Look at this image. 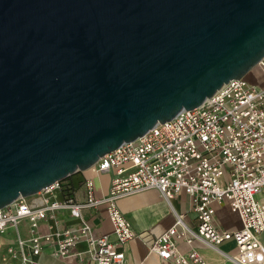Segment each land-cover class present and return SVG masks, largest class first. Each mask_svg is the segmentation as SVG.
Instances as JSON below:
<instances>
[{"label": "water", "instance_id": "water-1", "mask_svg": "<svg viewBox=\"0 0 264 264\" xmlns=\"http://www.w3.org/2000/svg\"><path fill=\"white\" fill-rule=\"evenodd\" d=\"M263 60L264 0H0V209Z\"/></svg>", "mask_w": 264, "mask_h": 264}, {"label": "built area", "instance_id": "built-area-1", "mask_svg": "<svg viewBox=\"0 0 264 264\" xmlns=\"http://www.w3.org/2000/svg\"><path fill=\"white\" fill-rule=\"evenodd\" d=\"M264 67V60L259 64ZM100 174L114 171L108 194L97 197L92 179L85 181L86 199H61L62 182H56L30 200L19 198L0 209V234L28 222V238H19L10 252L23 264H38L45 245L54 244L52 255L60 259L76 257L89 264H125L126 247L137 236L129 219L117 205L120 198L157 189L168 200L182 192L192 200L198 218L196 228L177 216L173 227L151 238L142 234L150 251L175 264H211L199 251L182 252L179 242L194 240L220 250L233 240L236 254L224 253L234 264H264V88L245 78L230 80L202 105L181 111L172 120L160 123L143 136L124 143L101 157L90 168ZM228 201L240 216L242 226L222 229L215 220L218 206ZM106 206L113 224L110 235L94 233L84 216L87 208ZM65 210L77 223L63 227L58 211ZM54 220L48 232H40L43 222ZM81 243L84 250H78Z\"/></svg>", "mask_w": 264, "mask_h": 264}, {"label": "crops", "instance_id": "crops-1", "mask_svg": "<svg viewBox=\"0 0 264 264\" xmlns=\"http://www.w3.org/2000/svg\"><path fill=\"white\" fill-rule=\"evenodd\" d=\"M114 171H108L97 174L92 170L78 171L64 180L66 185L72 188L71 196L78 201L86 199L87 191L85 181L92 179L94 182V192L97 197L106 196L110 190ZM63 185V184H62ZM67 197L62 189L60 198ZM38 197H31L32 199ZM258 199L264 204V191ZM121 212L129 219L137 236L131 239L126 247L125 264H175L172 261L165 260L155 251H150L149 245L145 240L143 233L156 238L174 226L177 216H182L184 222L191 228H196L198 218L192 210V200L190 196L182 192L174 199L168 200L162 196L159 190L149 189L135 193L117 201ZM84 216L89 220L94 228V233L110 235L114 239L113 224L110 220L106 206L97 208H87L84 210ZM63 227L74 226L77 221L69 215L68 211L61 210L57 214ZM217 224L225 230L235 231L241 228L242 222L240 216L233 212L228 201L217 207L215 213ZM28 222L23 221L16 228H11L7 233L0 234V264H23L21 259L14 258L10 252L11 248L17 247L19 238H28ZM54 225V220L45 221L40 226V232H48L50 226ZM261 241L264 245V232L261 234ZM54 244L45 245V251L38 257V264H89L86 260H79L76 257L60 259L52 255ZM85 243H81L78 250H84ZM179 248L182 252H188L192 249L199 251L211 264H234L224 257V253L236 254L238 247L233 240L226 241L220 246V251L203 243L200 240H194L190 245L186 242H179Z\"/></svg>", "mask_w": 264, "mask_h": 264}, {"label": "rangeland", "instance_id": "rangeland-1", "mask_svg": "<svg viewBox=\"0 0 264 264\" xmlns=\"http://www.w3.org/2000/svg\"><path fill=\"white\" fill-rule=\"evenodd\" d=\"M245 80L258 87L264 88V67L257 65L246 76Z\"/></svg>", "mask_w": 264, "mask_h": 264}, {"label": "trees", "instance_id": "trees-1", "mask_svg": "<svg viewBox=\"0 0 264 264\" xmlns=\"http://www.w3.org/2000/svg\"><path fill=\"white\" fill-rule=\"evenodd\" d=\"M62 184H63V191L65 193H67V197H72L71 196V194H72V188L69 185H66L64 181L62 182Z\"/></svg>", "mask_w": 264, "mask_h": 264}]
</instances>
